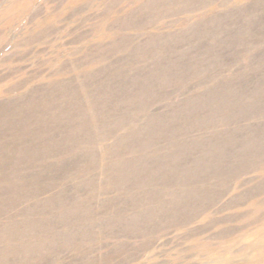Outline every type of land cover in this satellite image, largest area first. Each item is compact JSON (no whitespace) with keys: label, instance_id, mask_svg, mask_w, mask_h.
<instances>
[{"label":"rangeland","instance_id":"obj_1","mask_svg":"<svg viewBox=\"0 0 264 264\" xmlns=\"http://www.w3.org/2000/svg\"><path fill=\"white\" fill-rule=\"evenodd\" d=\"M0 264H264V0H0Z\"/></svg>","mask_w":264,"mask_h":264},{"label":"bare ground","instance_id":"obj_2","mask_svg":"<svg viewBox=\"0 0 264 264\" xmlns=\"http://www.w3.org/2000/svg\"><path fill=\"white\" fill-rule=\"evenodd\" d=\"M190 251V250H189Z\"/></svg>","mask_w":264,"mask_h":264}]
</instances>
